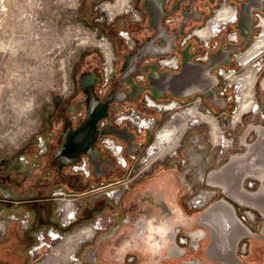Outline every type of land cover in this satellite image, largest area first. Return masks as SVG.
Returning a JSON list of instances; mask_svg holds the SVG:
<instances>
[{
    "label": "rangeland",
    "instance_id": "rangeland-1",
    "mask_svg": "<svg viewBox=\"0 0 264 264\" xmlns=\"http://www.w3.org/2000/svg\"><path fill=\"white\" fill-rule=\"evenodd\" d=\"M175 1L169 0L165 6L175 21L169 27L174 32L183 21L182 12H173ZM220 1L198 0L194 9L202 13L201 18L189 21L185 34L177 41L187 40L193 30L204 27L206 19L223 2ZM225 1L238 8L241 24L242 0ZM146 3L147 0H0V264H112L110 252L122 229L132 224L135 227L146 217L154 218L157 223L164 219L167 225L181 229L177 245L187 251L180 258L184 261L166 260L164 255L159 264H184L185 260L192 259L208 264H235L233 255L229 258L215 244V226L202 217L222 201L232 204L236 216L254 233H264V160L261 162L264 158V52L250 61L251 68L237 59L242 58L254 41L262 39L258 17L264 18V1L261 9L252 11L250 25L247 23L251 32L249 40L230 53L227 65H218L211 72L218 78L213 90L218 104L208 98L211 92L186 98L171 94L155 98L148 89L149 67L147 72H137L145 74V81L137 83L134 74L123 80L131 64L130 57L135 54L120 32H129L138 48L152 39L162 40L154 18L146 13ZM247 3L251 0L244 4ZM136 13L143 17L141 23L133 21ZM237 25L229 26L208 46L190 38L187 42L191 53L195 58L207 54L211 58L220 50H228V36L240 34ZM97 36L112 44L115 79L107 94L108 89L97 85L94 95L100 104L113 94L114 88L126 96L124 101L112 100L108 107L111 115L103 118L111 119L114 129L126 130L132 136L125 139L114 135L125 148L126 168L103 150L100 139L93 146L97 163L85 153L71 164L60 156L64 136L87 119L86 113L80 119L73 112L81 103L89 101L84 81L92 75L102 78L105 54L94 43ZM244 40L240 34V41L235 45L243 44ZM177 53L183 63L182 53L178 50ZM145 59H141L142 63L152 66L157 58ZM221 70L225 76L219 75ZM161 73L165 72H158ZM130 81L146 89L133 98L135 91ZM146 95L168 103L167 106L179 101L182 107L157 114L146 109ZM199 98L203 102L198 105ZM132 109L153 122L155 119V126L144 133L125 124L116 127L117 117ZM191 110L195 113L191 114ZM204 115L210 116L211 124L202 121ZM175 116L179 118L170 125L175 131L173 146L152 149L167 119ZM97 129L101 132L98 123ZM130 145L136 147L132 154L128 153ZM85 158L89 162L90 178L74 170V165ZM165 176L178 181L176 205L190 220V225L182 224L173 205L153 190V183ZM128 181L131 182L124 193H114ZM191 232L204 234L201 240H196L190 236ZM63 240L66 241L62 244ZM195 244L198 252L192 249ZM243 244L248 247L246 252L241 251ZM94 251H97L98 263L93 260ZM237 254L244 264H264V239L253 242L245 238ZM114 264H142V255L133 252L126 255L123 263Z\"/></svg>",
    "mask_w": 264,
    "mask_h": 264
},
{
    "label": "flooded vegetation",
    "instance_id": "flooded-vegetation-1",
    "mask_svg": "<svg viewBox=\"0 0 264 264\" xmlns=\"http://www.w3.org/2000/svg\"><path fill=\"white\" fill-rule=\"evenodd\" d=\"M176 1L173 2L174 3L173 4L174 5L173 6V8H174L173 12H175V11L182 12L183 21L180 23L181 26L179 28H177V31H175V32H174V30L173 31L169 30L170 26L169 27H163L164 14L165 13H171L168 10H166V8H165V5H164L165 0H147V3L145 4L146 9H147L146 13L150 14V17L152 19L154 18L153 21H154L155 26L160 25L163 29L166 30V32H165L166 43H162V40H161V41L157 42V44H159V45L165 44L167 47L173 46L174 51L178 50L182 53L187 52L193 58L195 55L191 53L190 45H188L186 49L180 50L178 48V45L180 44V42H178L177 40H178V38L182 37L183 34H185V32H186L185 28L188 25V22L192 21V20L200 19L202 16V13L197 12L194 9V5L198 0H178L177 2ZM247 1L248 0H242V1H240V3H245ZM221 2H222V0L219 3H221ZM184 7H187V8L185 9ZM132 12H133V10L128 11L127 13L130 14ZM220 15H221V18H220ZM218 16H219V18H218ZM224 18L226 20H223ZM238 18H239L238 8L232 7L229 2L223 0V2L220 4L219 8L214 12L213 16L210 19H206L204 27L193 30L192 36L187 38V40L189 41L190 38L194 37L196 39V41L202 42L204 45L208 46V45H210L212 39L218 37L219 34H221L229 26H231V25L233 26L238 21ZM258 18L260 19L259 20L260 21L259 25H260L261 22L264 20V18H262L260 16ZM136 19L138 20L139 18H136ZM142 19H143V17H142ZM214 19H216V20H214ZM217 21L218 22L220 21V22L218 23ZM174 23H175V21H174ZM209 23H210V25H209ZM214 25H216V26H214ZM237 26H238L237 28L239 29L240 24H238ZM211 28H213V29L211 30ZM241 28H242V31L239 29L240 34H241V32L244 34H248V35L251 34L248 26L242 25ZM201 32L203 35H205L207 33V36H210V38L213 36L214 37L210 39L209 37H205L206 35L205 36L201 35ZM204 32H205V34H204ZM197 33H199L200 35ZM200 36H203L202 37L203 39ZM204 38H205V40H204ZM233 38L238 39L237 43L240 41L239 36L235 37L234 35H232V37L230 38V41L233 43H235L234 41H232ZM204 41H206V42H204ZM109 43L112 47V44L110 41H109ZM137 49L134 52L135 55L142 48H138V46H137ZM112 53H113V47H112ZM112 55H113V58H112L111 62L114 63V60H115L114 53ZM144 60H146V59L144 58ZM140 62L142 63L141 59L137 60V64H136L137 68H139V69H147L148 67L151 66V64H149V63H147L148 65L147 64L144 65L143 63L140 64ZM199 62H205V61L200 58ZM251 66H252V63L247 64L245 67L251 68ZM132 67H133V63L131 62V64L128 65V72H129V70L132 69ZM111 69H112V66L110 65V70ZM131 76H134V75L133 74L128 75L125 78V80ZM84 82H85L84 87L89 92V101H88V103L83 102L78 106V108L73 109L74 113L85 110V111H83L82 117H79L80 119H83L84 113H86V110H88L91 107L95 106L96 104L100 103L94 95V88L97 85L100 87V79H98L96 76L92 75L90 78H88ZM112 85H114V83H112ZM112 85L109 88H107L108 90H106V94L108 93V91L112 87ZM198 101L200 104H202V102H203L201 100V98H199ZM174 104H176V106H175L176 109H181L182 104L179 101H175L172 103V105H174ZM165 105L167 106L168 103H163L162 101H158L156 99H153L151 102H149L148 105H146V109L150 110V111H154L157 114H159V113H164V114L166 113L167 114L171 111H174V109L172 108V109H170L169 112H167L166 110H164L166 108ZM155 121L156 120L154 119V122ZM154 122L151 120L149 123H145L144 125H146V126L149 125L150 127H154L155 126ZM98 124H99V122H98ZM104 174H106V173H104ZM162 178H161V180H157L156 182L153 183V190L164 195V199L168 203L173 205V209L177 215V218L180 220V222L182 224L190 225L191 224L190 220L185 217L183 212L176 205L175 198H176L177 190H178V181L169 179L170 176H165ZM127 225H130V223H127ZM154 225H156L158 227L161 226V228L157 229V235H159L161 237L159 239L155 240V242L153 241V237H152V234H153V228L152 227ZM132 226H133V224H132ZM132 226L124 227L122 229L120 237L115 240V245H114L115 248L113 250H111V252H110V256L112 258V264H114V262L117 263V261L120 263H123L126 255L133 253V252H138L139 254L142 255V264H159L164 259V255L166 257L165 258L166 260L167 259H173V258H176L175 255L177 253H180L179 250H182V248L177 245V236L180 233L181 229L177 230L179 227L175 228V227H173V225H167L164 222V219L163 220L160 219V223H157V222H154V218L146 217L139 224L135 225V227H132ZM203 234H201V233L194 234V232H191L190 236L192 238H195L196 240H201V238L203 237ZM255 234L257 236H259L260 239H264V233H262V235H258L257 233H255ZM198 236H200L199 239H197ZM204 238H205V236H204ZM260 239H253L251 241L256 242V241H259ZM199 244H201V243H199ZM192 249L194 251L198 252L197 244L193 245ZM237 251H238V248L236 250V256L234 258L235 264H244L241 257L237 254ZM186 254H187V251L184 250V253L182 252V255L180 258L185 256ZM96 258H97L96 263H98L99 257H98L97 251H96ZM180 258H177V259H179L180 261H184V259H180ZM184 264H208V263L201 260V259H192L189 261L185 260Z\"/></svg>",
    "mask_w": 264,
    "mask_h": 264
},
{
    "label": "water",
    "instance_id": "water-1",
    "mask_svg": "<svg viewBox=\"0 0 264 264\" xmlns=\"http://www.w3.org/2000/svg\"><path fill=\"white\" fill-rule=\"evenodd\" d=\"M214 2L215 0H210ZM264 0H251L250 4H244L241 12V24L239 29L242 31L241 26H248L252 22V11L261 9V4ZM254 5H256L254 7ZM147 10V9H146ZM249 25H248V24ZM157 32L160 33L162 43H166L165 32L160 25L155 26ZM241 36L245 38L244 43L236 46L229 45L228 50H220L219 53L212 55L211 60L208 64H198L192 61V56L187 52H183L184 62L182 69L179 73H170L165 72L160 75L157 73V68L152 65L149 68L151 69L148 74V79L150 85L148 89L152 92L155 98L160 99L165 94H171L176 97L186 98L195 93L207 94L211 92L212 94L208 95V98L217 103V98L214 93V88L218 85V78L211 74V72L218 65H227L230 62V53L238 48L245 45L249 40L250 34H244L241 32ZM157 38L152 39L150 42L144 44L142 49L135 56H131L130 60L133 63V67L129 72L124 73L123 80L128 75L135 74L137 72H147L148 69H139L137 68V60L144 59L146 57L159 58L161 56L170 55L174 50L173 46L167 47L165 44H157ZM131 82V81H130ZM134 88L133 98L138 95L141 91H144L146 88H141L140 85L131 82ZM124 101L126 96L124 94H119L117 88L113 89V94H111L104 104H96L86 111L87 119L82 122V124L73 131H69L64 136L63 147L61 150L60 156L63 159H66L67 163L75 162L80 154L85 153L91 157L92 162L96 161V152L93 149V146L102 136V133L97 129V123L103 118H109L110 112L108 107L112 100ZM218 104V103H217ZM220 105V104H219ZM108 134H113L119 138L130 139L132 136L127 135L126 130L118 131L114 128L108 129L106 131ZM130 147V146H129ZM132 149H129L131 151ZM264 160V158L261 159ZM97 163V161H96ZM100 165V163H98ZM100 174H98L99 176ZM229 203V202H228ZM230 204V203H229ZM232 205V204H231ZM233 206V205H232ZM234 209V206H233Z\"/></svg>",
    "mask_w": 264,
    "mask_h": 264
},
{
    "label": "bare ground",
    "instance_id": "bare-ground-1",
    "mask_svg": "<svg viewBox=\"0 0 264 264\" xmlns=\"http://www.w3.org/2000/svg\"><path fill=\"white\" fill-rule=\"evenodd\" d=\"M121 1V0H120ZM126 5V4H125ZM120 6V5H119ZM125 7V6H124ZM127 8V7H126ZM124 10V9H123ZM218 18H219V16H218ZM217 18V19H218ZM220 18H221V15H220ZM214 20H216V19H214ZM219 20V19H218ZM223 20H226L225 18L223 19ZM229 20V19H228ZM211 22V21H210ZM216 22V21H215ZM214 22V23H215ZM218 22V21H217ZM220 22V21H219ZM218 22V23H219ZM209 25H210V23H209ZM214 26H216V25H214ZM260 26V28L262 29V39L260 40V41H257V42H255L254 41V43L248 48V50L244 53V55H242V58H237V59H239L238 61H240V63H242L244 66H246L247 64H250L252 61L251 60H255V58L257 59V57H258V55L260 54V53H262V52H264V20L261 22V24L259 25ZM213 28H211V30H212ZM208 30V29H207ZM219 31V30H218ZM203 32V31H202ZM202 32H201V35H203L202 34ZM209 32V31H208ZM214 32V31H213ZM197 34H199V33H197ZM204 34H205V32H204ZM210 34V33H209ZM200 35V34H199ZM198 35V36H199ZM206 35V36H205ZM205 35H203V36H205V37H209L210 38V36H207V33L205 34ZM203 36H200L201 38L203 37ZM212 36V35H211ZM214 37V36H213ZM213 37H211V38H213ZM210 38V39H211ZM203 39V38H202ZM201 39V40H202ZM204 40H205V38H204ZM232 41H234L235 43L238 41V39L237 38H233V40ZM204 42H206V41H204ZM94 43L97 45V47H99V48H101V50L104 52V54H105V57H106V59L109 61V62H111V60H112V58H113V53H112V47H111V45H110V43H109V41L107 40V39H103V38H101V37H99V36H97V37H95L94 38ZM261 56V55H260ZM251 61V62H250ZM242 64H240V65H242ZM254 69V68H253ZM110 70V69H109ZM255 70V69H254ZM253 74H254V72H252ZM257 74V73H256ZM249 75V74H248ZM244 76V75H243ZM245 76H246V74H245ZM233 77V76H232ZM257 77V76H256ZM240 78V77H239ZM243 78V77H242ZM247 78H248V76H247ZM252 78V77H251ZM235 79V78H234ZM245 79V78H244ZM243 79V80H244ZM232 80V79H231ZM242 80V79H241ZM246 80V79H245ZM250 80V79H249ZM238 81V80H237ZM247 81H248V79H247ZM247 81H244V82H247ZM241 82V81H240ZM243 82V81H242ZM249 82H251V81H249ZM253 82H254V80H253ZM235 83H236V81H235ZM238 83H239V81H238ZM238 83H237V85H238ZM241 84H243V83H241ZM245 84V83H244ZM243 84V85H244ZM247 84H248V82H247ZM252 84V83H251ZM250 84V85H251ZM240 85V84H239ZM241 86V85H240ZM246 86V85H245ZM244 86V88H247V87H245ZM255 86V85H254ZM251 87V86H250ZM243 88V89H244ZM240 89V88H239ZM241 90H242V88H241ZM245 90V89H244ZM252 90H253V88H252ZM240 92V91H239ZM238 92V93H239ZM242 92H244V91H242ZM246 92V91H245ZM253 92V91H252ZM251 93V92H250ZM240 94V93H239ZM239 94H238V96H239ZM244 94V93H243ZM243 94H242V96H243ZM247 94V92L245 93V95ZM241 95V94H240ZM251 96V95H250ZM253 96V95H252ZM241 97V96H240ZM239 97V98H240ZM244 98H246V97H244ZM248 99H249V96H248ZM247 99V100H248ZM250 99H251V97H250ZM249 99V100H250ZM239 101L241 100V98L240 99H238ZM252 100H254V99H252ZM244 102V101H243ZM248 101H246V103H247ZM198 103V105L200 104L199 102H197ZM245 103V104H246ZM240 104V102L238 103V105ZM253 104H254V102H253ZM255 104H256V102H255ZM156 105V104H155ZM196 105V104H195ZM194 105V106H195ZM176 104H174V105H171V106H166V108L164 109V110H166L167 112H169L170 111V109H174V111H176V110H179V109H176ZM178 106V105H177ZM240 106H241V104H240ZM253 106V105H252ZM197 107V106H196ZM201 107V106H200ZM254 107L255 106H253V109H254ZM178 108V107H177ZM194 108V107H193ZM238 108V107H237ZM192 109V108H191ZM194 109H196V108H194ZM200 109H202V108H200ZM247 109H250V108H247ZM252 109V108H251ZM250 109V110H251ZM259 109V108H258ZM198 110V109H197ZM239 110V109H238ZM237 110V111H238ZM185 111V110H184ZM189 111H190V108H189ZM192 112H191V114L192 113H195L193 110H191ZM204 111V110H203ZM248 111V110H247ZM251 111H253V110H251ZM256 112L258 111V110H255ZM186 112H188L187 110H186ZM189 113V112H188ZM201 113V112H200ZM239 113V112H238ZM247 113V112H246ZM249 113V112H248ZM166 114V113H165ZM203 114V113H202ZM204 114H205V111H204ZM206 114H208L209 115V112L208 113H206ZM235 114H237L236 112H235ZM240 114H242V112L240 113ZM245 114V113H244ZM244 114H243V116H244ZM177 115H178V113H177ZM187 115V114H186ZM185 115V116H186ZM200 115V114H199ZM199 115H197V116H199ZM189 116V115H188ZM192 116V115H191ZM190 116V117H191ZM196 116V115H195ZM212 116V115H211ZM242 116V117H243ZM181 117V116H180ZM200 117V116H199ZM242 117L240 118V120L242 119ZM245 117V116H244ZM175 118H179V117H169V119H167V122L165 123V126H164V130L162 131V132H160L158 135H157V137L155 138V143H154V146H153V148L152 149H157L158 150V148H160V147H162V146H164V145H166V146H168L167 144H172L171 142L173 141V138H172V135H173V126L171 127L170 125L172 124V122L173 121H175ZM189 118V117H188ZM187 118V119H188ZM198 118V117H197ZM201 118V117H200ZM182 119H183V117H182ZM185 119V118H184ZM193 119H195V117L193 118ZM235 119V118H234ZM239 120V119H238ZM184 121V120H183ZM202 121L203 122H207V123H210L211 124V122H212V120H211V118H210V116H206V115H204L203 116V118H202ZM233 121V120H232ZM176 122V121H175ZM178 122V121H177ZM178 123H180V119H179V122ZM178 123H176V124H178ZM183 124L185 123V122H182ZM181 123V124H182ZM187 123H189V122H187ZM195 123V122H194ZM193 123V124H194ZM214 123H215V121H214ZM181 124H180V126H181ZM233 124V123H232ZM235 124H239V123H235ZM234 124V125H235ZM192 125V124H191ZM195 125V124H194ZM198 125V123L196 124V126ZM153 126V125H152ZM190 126V125H189ZM220 126V124L218 125L217 124V127H219ZM174 127H177V126H174ZM210 127V126H209ZM215 127V126H214ZM222 126H220V128H221ZM163 128V127H162ZM178 128V127H177ZM184 128V127H183ZM211 128V127H210ZM220 128L218 129V131H220ZM175 129V128H174ZM212 129H214V128H212ZM211 130V129H210ZM180 131V130H179ZM183 131H186V130H183ZM189 131V130H188ZM217 131V130H216ZM174 133H175V131H174ZM211 133H213V132H211ZM215 133V132H214ZM218 133V132H217ZM220 133V132H219ZM183 134V133H182ZM216 134V133H215ZM221 134V133H220ZM177 135V134H176ZM211 135V134H210ZM213 135V134H212ZM221 135H224L223 134V132H222V134ZM181 136V135H180ZM182 137H183V135H182ZM214 137V136H213ZM223 137H226V136H223ZM211 138V137H210ZM212 139V138H211ZM220 139H221V137H220ZM223 139V138H222ZM178 140V139H177ZM177 142V141H176ZM175 143V142H174ZM173 143V144H174ZM173 144L171 145V147L173 146ZM179 144V143H178ZM176 145V144H175ZM166 148V147H165ZM173 149V148H172ZM168 150V149H167ZM155 151V150H154ZM153 154V153H152ZM157 154V153H156ZM164 154V153H163ZM155 158V157H154ZM150 159V158H149ZM149 159H148V161H149ZM147 161V162H148ZM73 211V210H72ZM70 213V212H69ZM202 217L204 218V219H207L208 221H210L215 227H214V230H215V236H216V239H217V243L215 242V244H217V247H219L220 248V250H221V252H223L224 254H228V256H229V258H232V257H234L235 258V256H236V250H237V248H238V246L240 245V243L246 238V239H249V240H253V239H260V237L259 236H257L250 228H248L247 226H245V224L242 222V221H240V219L236 216V213H235V211H234V209H233V206L231 205V204H229L228 202H226V201H222L221 202V204L215 209V210H213L212 212H210V213H205L204 215H202ZM69 219V218H68ZM71 220V219H70ZM94 226V225H93ZM86 227V226H85ZM92 227V226H91ZM97 227V226H96ZM153 234H152V237H153V241L155 242V240H157V239H159L161 236H159V235H157V229H159V228H161V226H156V225H154L153 227ZM87 229V228H86ZM92 229V228H91ZM90 229V230H91ZM164 229V228H163ZM81 230V229H80ZM85 230V229H84ZM77 231H78V229H77ZM92 231V230H91ZM93 232V231H92ZM81 235H83V233H82V231H81V233H80ZM85 234H87V233H85ZM72 235V234H71ZM77 235V234H76ZM91 235V234H90ZM74 236V235H73ZM93 236V235H92ZM78 237H79V232H78ZM82 237V236H81ZM90 238V237H89ZM89 238H87V240L89 239ZM66 239V238H65ZM76 239V238H75ZM74 239V240H75ZM83 239V238H82ZM71 240V239H70ZM66 241V240H65ZM64 240H63V242H62V244L65 242ZM81 242H84V241H82V240H80ZM86 241V240H85ZM72 242H73V240H72ZM81 242H80V244H81ZM71 243V242H70ZM69 242H68V244H70ZM62 244H61V246H62ZM72 244V243H71ZM75 244V243H74ZM73 245V244H72ZM79 245V244H78ZM77 246V245H76ZM80 246V245H79ZM243 246V248L241 249V251L242 252H246L247 251V245H242ZM61 248V247H60ZM67 248V247H66ZM57 249H59V248H57ZM62 249V248H61ZM67 250H70V248L69 249H67ZM77 250V249H76ZM55 251V250H54ZM74 251V250H73ZM180 251V253H177L176 255H175V257L176 258H180L181 257V255H182V252L184 253V250H179ZM62 252V251H61ZM67 251H65V253H66ZM74 253V252H73ZM56 254V253H55ZM60 254V253H59ZM57 255V254H56ZM55 255V256H56ZM64 255V254H63ZM233 255V256H232ZM53 256V255H52ZM92 256H93V260L96 262V251H94L93 253H92ZM232 256V257H231ZM56 257H58V256H56ZM73 257V256H72ZM59 258V257H58ZM64 258V257H63ZM62 258V259H63ZM55 259V257L53 258V260ZM60 259V258H59ZM65 259V258H64ZM56 260V259H55ZM61 260V259H60ZM59 260V261H60ZM69 260H70V257H69ZM62 261V260H61ZM49 262H51V261H49ZM71 262V261H70Z\"/></svg>",
    "mask_w": 264,
    "mask_h": 264
},
{
    "label": "built area",
    "instance_id": "built-area-1",
    "mask_svg": "<svg viewBox=\"0 0 264 264\" xmlns=\"http://www.w3.org/2000/svg\"><path fill=\"white\" fill-rule=\"evenodd\" d=\"M165 6L169 5V0H166L164 2ZM171 14L172 13H165L164 14V19H163V27H169L171 24L173 25L174 23V19L171 18ZM136 18H139L138 20ZM240 19L238 18V21L235 23V25L239 24ZM133 21L137 22V23H141L142 22V16L138 13L133 14ZM196 29H199L196 28ZM232 35H234L235 37H240V34H238V32L235 33H231L228 36V42L229 45H235L236 43H233L230 41V38L232 37ZM120 37L123 39V41L127 44V47L130 49L131 53H134L137 49V42L134 41V39L131 37L129 32H120ZM239 43V42H238ZM188 46V42L187 40H183L182 42H180V46L178 47L179 49L183 50L186 49ZM211 48V47H210ZM182 53V52H181ZM203 59L205 62H199V59ZM155 63L154 66L157 68V73L164 71V72H170V73H179L181 71L182 68V61L181 58L179 57V54L177 53V50H173L171 52L170 55H165V56H161L157 59H155ZM211 58H210V54H207L204 57H198L195 58V56L192 58V61L194 63H198V64H208L210 62ZM148 63V62H147ZM110 65L112 66V69H110ZM135 79L137 83H140L142 81H145V74L143 73H135ZM219 75L225 76V71L221 70ZM100 79V87L104 90L109 88L113 81H114V63L113 62H109L106 57H105V62L103 65V70H102V78ZM153 100V98L150 95H146V103L147 105L149 104V102H151ZM77 117H82L83 112L79 111L76 113ZM111 119H103L102 121L99 122L100 124V130L102 132V136L100 138V143L102 145L103 150L108 153L113 159H115L116 163L121 166V167H127L128 161L125 155V148L123 145H121L117 140L118 138L115 137L112 134H108L106 133V131L108 129L114 128L112 126V123L110 122ZM151 120L147 117H145L141 112H138L134 109L130 110L129 112H125L122 113L121 116L117 117V120L115 121V124L117 125L116 127H121L122 125H129L131 128H135L139 133H143L146 130L150 129L149 125H144L145 123H149ZM146 126V127H145ZM128 136H131V134H129V132H127ZM43 145V143H42ZM131 147V151H129V154L134 153V151H136V147L130 145ZM111 158V162L113 163ZM74 170L76 173H80L82 175H84L86 178H90L91 176V170L89 167V162L88 160L85 158L82 161L76 163L74 165ZM131 181L128 182H124L121 186V189L115 191L114 193H117L119 195H121L122 193H124L128 187H129V183Z\"/></svg>",
    "mask_w": 264,
    "mask_h": 264
}]
</instances>
